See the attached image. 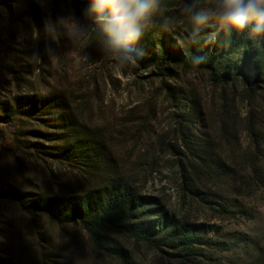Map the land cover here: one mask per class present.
<instances>
[{"label": "rangeland", "instance_id": "1", "mask_svg": "<svg viewBox=\"0 0 264 264\" xmlns=\"http://www.w3.org/2000/svg\"><path fill=\"white\" fill-rule=\"evenodd\" d=\"M215 3L120 64L73 0H0V264H264V36L197 31Z\"/></svg>", "mask_w": 264, "mask_h": 264}, {"label": "clouds", "instance_id": "2", "mask_svg": "<svg viewBox=\"0 0 264 264\" xmlns=\"http://www.w3.org/2000/svg\"><path fill=\"white\" fill-rule=\"evenodd\" d=\"M158 2L159 0H91L89 12L95 13L97 21L102 25L103 46L115 54L118 63H139L143 59L121 49L138 42L143 21L156 10ZM185 11L190 14V20L197 31L207 24L209 19H214L219 28L228 35L242 32L251 24L253 36H264V0H216L212 9L195 10L188 6ZM57 22L64 24L66 18L59 17L57 21L45 24V32L52 38L55 37ZM29 59L30 62L41 61L37 53ZM195 63H205V58L198 57Z\"/></svg>", "mask_w": 264, "mask_h": 264}, {"label": "trees", "instance_id": "3", "mask_svg": "<svg viewBox=\"0 0 264 264\" xmlns=\"http://www.w3.org/2000/svg\"><path fill=\"white\" fill-rule=\"evenodd\" d=\"M73 3L76 9L79 22L88 29H90L91 31H93L95 34L101 35L103 32H100L101 30L99 29V27L85 15L84 11L81 10L82 3L79 2L78 0H73ZM163 60H164L163 62L167 61V59H163ZM139 238L144 239V237H139Z\"/></svg>", "mask_w": 264, "mask_h": 264}]
</instances>
